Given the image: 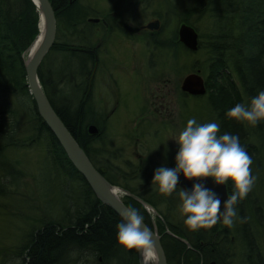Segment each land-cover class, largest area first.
<instances>
[{"label": "trees", "instance_id": "obj_1", "mask_svg": "<svg viewBox=\"0 0 264 264\" xmlns=\"http://www.w3.org/2000/svg\"><path fill=\"white\" fill-rule=\"evenodd\" d=\"M49 2L55 17V36L38 66L37 78L50 106L90 161L91 144L98 137L87 132V125L93 123L89 118V94L83 100L90 56L86 52L62 49L58 44L61 22L73 27L78 21L75 11L80 9H76L77 0ZM185 10L184 23L199 31L201 21L207 29L204 43L208 62L202 96L213 120L210 122L219 123L221 135L239 136L241 146L252 158V175L264 178V121L251 127L226 115L236 104L247 105L264 91V0H193ZM37 34L38 11L31 0H0V195L14 193L11 189L17 191L22 174L18 162L10 157L11 152L39 141L46 147V170L76 183L78 195L73 209L63 202L58 217H51L47 209L40 213L31 210V217L38 225L25 234L23 242L13 251L12 255L19 259L13 264H138L135 250L125 252L116 243L120 217L93 195L35 111L25 84L23 52ZM198 44L202 45L200 34ZM27 124L31 133L21 136L22 127ZM95 169L110 184L141 198L155 210L163 220L155 215L159 234L166 225L182 235L168 222V213L175 212V203L181 202L178 188L170 196L160 194L151 184L153 177L143 176V168L136 176L139 181H145L142 185L128 183L136 178H110L103 168ZM68 191L69 187L64 186L65 196ZM227 191L233 193L230 182ZM121 201L126 207L138 209L144 224L151 228L148 213L138 201L128 195ZM240 202L258 212L259 200L252 190ZM253 227L254 221L248 227L250 237L246 242L251 250L246 262L252 253V264H264ZM243 229L248 234L247 228ZM160 243L166 264L199 261L196 254L172 238L162 236ZM197 247L196 243L193 248L199 250Z\"/></svg>", "mask_w": 264, "mask_h": 264}, {"label": "flooded vegetation", "instance_id": "obj_2", "mask_svg": "<svg viewBox=\"0 0 264 264\" xmlns=\"http://www.w3.org/2000/svg\"><path fill=\"white\" fill-rule=\"evenodd\" d=\"M170 1L176 2L177 0H77L76 9L80 10L75 11L77 13L75 15H78V21L74 24L71 23L73 27L61 22L58 44L62 49L89 54L90 70L87 78L89 96L90 94L92 96L97 74L100 75L99 80L100 77L102 80L105 79L102 82V88L108 95L114 97L115 94H118L117 79L107 67H115L117 71L125 66L130 67L131 72L134 73L133 76H136L141 72L143 66L152 68L157 64L160 66L161 63L168 66L174 63L177 44L182 46L184 50H188L177 40L178 27L186 23L182 21L176 28L175 15L170 12V9L174 10V8L166 5ZM185 13L186 10L183 14ZM122 23L133 31H127ZM124 51L131 52L129 64L124 58ZM143 52H146L145 55ZM141 82V89L139 86L141 97L138 104L140 115L142 117L144 111L149 110L157 112L158 119L162 120L158 122V127L160 126L164 128V131H167L164 139L160 142L166 140L170 144L175 135V123L166 119L170 116V110L174 105L175 92L178 91L183 97H190L191 95L181 91L180 84L176 91L177 85L174 80L163 71L155 73L151 70L150 74L141 76ZM117 105L118 101L114 100L108 111L102 110L101 112L95 109L94 101L91 105L93 123L90 124L95 127L96 132L94 134L98 136L91 144L90 161L95 165L94 167L103 168L104 173L110 178H136L138 181H128L131 185L144 184L145 181H139V177H136L142 168L143 176L147 178L153 177L156 168L160 166L174 168L175 154H168L165 150L159 152V149H155L153 159L145 154V148H143V151L139 152L140 154L135 153L137 160L134 162H131L127 156H123V149L122 151L120 148L108 150L107 147L112 146L108 132V120L116 111ZM131 131L132 133L127 136L128 138L133 137L132 135L136 133V125ZM133 139L135 140V138ZM156 147H160V144H157ZM226 194L230 196L227 189ZM180 203H175V212L168 213V222L182 235L172 232L164 225L161 234L158 233V229L156 231L159 235V241L162 236H167L182 243L185 250L197 255L199 260L197 264H252L250 261L252 253L246 262V255L251 250L248 242H246L250 237L251 220L249 217L251 216L248 215L247 211L250 207H246L245 204L241 205V203L237 204L238 215L234 226L231 228L220 222L211 229L190 231L184 223L186 217H182L179 213ZM155 214L157 219L159 218L163 222L156 212ZM241 218H244L243 222ZM243 227L247 228L248 234ZM196 243L199 250L193 248Z\"/></svg>", "mask_w": 264, "mask_h": 264}, {"label": "rangeland", "instance_id": "obj_3", "mask_svg": "<svg viewBox=\"0 0 264 264\" xmlns=\"http://www.w3.org/2000/svg\"><path fill=\"white\" fill-rule=\"evenodd\" d=\"M192 4L193 0L170 1L166 4L174 8V10L170 9V12H173L175 15L176 28L186 15V13L183 14L185 9L189 8ZM198 25V40L200 34L202 45L199 47L198 44L196 51L189 52L183 50L182 46L177 44L175 61L169 66L167 64L162 65V63L160 66L157 64L152 68L143 66L141 72L136 76H133L134 73L131 72L130 67L125 66L121 68L123 70L120 69L119 71H117L115 67H107L118 82V94H115L114 97L113 95H108L103 90L102 82L105 81V79L102 80L100 77L99 80L98 78L100 75L97 74L92 96L91 94L89 96L90 111L93 101L95 109H98V112L102 110L108 111L112 107L114 100L118 101L116 111L108 120V132L112 140V146L109 145L107 147L109 151L114 148H120L121 151L123 149V156H127L131 162L137 160V158H135V153L140 154L139 152L143 151V148H145V154L153 159L155 156V149H159V152L165 150L168 154L174 153L176 156L178 146L174 140L179 132L186 126L188 119L195 118L197 122L201 124L213 121L208 113L204 96L183 97L177 91L184 75L195 71H198L203 79L206 75L208 51L204 43V33H206L207 29L205 23L201 21L198 22ZM28 47L23 52V55ZM130 53V51L123 52L127 64L130 63ZM145 53L146 52H143L144 55ZM136 54L138 55L137 52ZM150 69L155 73L165 72V74L169 75L177 85V92H175L174 95V105L170 110V116L166 119L167 121H172V123L174 121L175 123V135L172 137L170 144H168L166 140L160 142V140L164 139L167 131H164V128L160 126L158 127V122L162 120L158 119L157 112L149 110L144 111L142 117L140 115L138 104L141 97L139 93V86L141 89L142 85L141 76L150 74ZM89 118L90 120L93 119L92 113L89 114ZM135 125L136 133L132 135L133 137L128 138L127 136L132 133L131 130ZM30 133V125H24L21 130V136ZM133 138H135V140ZM157 144H160V147H156ZM45 148L44 142L39 141L37 144L34 143L28 147L17 148L10 154L11 159L18 162L17 165L22 170V174L18 181L17 191L11 189L14 193L11 192L0 195L1 264H13L19 261L16 256L12 255L13 251L23 242L25 234L28 233L33 226L38 225L31 217V210L34 209L37 213H40L44 211V209H47L50 212V216L54 218L62 214L63 202L71 207V209L74 208L78 195L77 184L65 180L61 175L54 176L51 171L46 170L48 163L45 157ZM64 186L69 187L68 192L71 197H69V194L65 196ZM252 192L253 196H257L259 200V204H257L259 206V213L257 211L254 212L252 208H248L249 210L247 211L248 215L252 217H249L251 220L250 225L252 221H254L255 227H253V230H255L256 241L261 256L264 259V178H262V176L257 177ZM148 216L150 219V226L153 227L156 232L155 213L148 212ZM255 221H259L261 224L257 226ZM2 251H4L5 254H1Z\"/></svg>", "mask_w": 264, "mask_h": 264}, {"label": "clouds", "instance_id": "obj_4", "mask_svg": "<svg viewBox=\"0 0 264 264\" xmlns=\"http://www.w3.org/2000/svg\"><path fill=\"white\" fill-rule=\"evenodd\" d=\"M226 115L229 119L256 127L264 121V91H260L247 105L236 104ZM174 141L178 146L175 167L156 168L151 184L156 186L160 194L170 196L178 188L180 174L185 180L197 181L191 190L179 188V212L182 217H186V227L190 231L211 229L220 222L233 227L238 215L236 205L247 197L257 180L252 175V158L241 146L239 136L228 133L221 135L217 122L201 124L195 118H190ZM208 178L216 186L226 189L231 183L233 193L227 196L223 205L216 192L200 182ZM109 193L116 201L128 195L118 185H110ZM146 207L150 212H155L151 206ZM120 215L122 219L116 226L118 247L125 252L135 250L140 254L143 264H159L153 245L154 234L144 225L140 211L127 207Z\"/></svg>", "mask_w": 264, "mask_h": 264}, {"label": "water", "instance_id": "obj_5", "mask_svg": "<svg viewBox=\"0 0 264 264\" xmlns=\"http://www.w3.org/2000/svg\"><path fill=\"white\" fill-rule=\"evenodd\" d=\"M31 1L38 11V34L35 36H38V43L31 51L30 55L28 57H25L23 61V67L25 72L26 88L34 103L35 111L45 125L46 129L51 133V135L63 150L70 164L86 182L93 195L102 204L110 208L117 216L120 217V219H122L120 213L124 208L127 207L123 204L122 201H116L110 195L109 186L111 184L90 163L82 148L77 144L69 131L63 125L62 121L54 112L45 94L43 93V90L37 78V69L41 60L48 52L54 41L55 17L49 0ZM122 26L129 32L133 31V29L129 28L123 23ZM177 40L190 51H195L197 49V33L189 25L181 24L178 27ZM32 43L33 41L31 42V44ZM180 90L192 96H199L204 94V81L203 78L199 75L198 71L191 72L183 76L180 83ZM88 91L89 81L86 86L83 100L88 95ZM87 132L89 134H94L96 132L95 127L92 124L87 125ZM196 182L197 181L185 180L183 174H180V180L177 187L185 190H191L192 185ZM200 182L204 183L206 187L216 192L221 200V205L226 202L227 194L224 186H216L211 178ZM128 196L141 203L145 207V209L148 210L146 207L148 206V204L143 200L130 193H128ZM147 228L150 229L154 234L155 239L153 240V245L159 257V264H166L165 256L159 241V235H157L153 227ZM137 262L138 264H143L139 253H137Z\"/></svg>", "mask_w": 264, "mask_h": 264}, {"label": "bare ground", "instance_id": "obj_6", "mask_svg": "<svg viewBox=\"0 0 264 264\" xmlns=\"http://www.w3.org/2000/svg\"><path fill=\"white\" fill-rule=\"evenodd\" d=\"M36 39L33 40V43L28 47V49L26 50L24 57H28L31 53V51L34 49V47L37 45L38 43V36L35 37Z\"/></svg>", "mask_w": 264, "mask_h": 264}]
</instances>
